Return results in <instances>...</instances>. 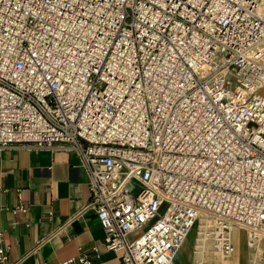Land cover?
I'll list each match as a JSON object with an SVG mask.
<instances>
[{
	"label": "built area",
	"instance_id": "1",
	"mask_svg": "<svg viewBox=\"0 0 264 264\" xmlns=\"http://www.w3.org/2000/svg\"><path fill=\"white\" fill-rule=\"evenodd\" d=\"M263 1L0 0V150L77 153L84 211L120 264H177L201 217L224 256L234 229L253 248L264 240ZM92 250L64 264H94Z\"/></svg>",
	"mask_w": 264,
	"mask_h": 264
},
{
	"label": "crops",
	"instance_id": "2",
	"mask_svg": "<svg viewBox=\"0 0 264 264\" xmlns=\"http://www.w3.org/2000/svg\"><path fill=\"white\" fill-rule=\"evenodd\" d=\"M88 201L89 173L77 153L22 144L1 149L0 227L7 231L8 264H64L81 251L93 254V247L101 255L94 264H120L119 254L104 246L96 214L84 211ZM20 204L26 213H14ZM237 237L240 248L234 259L254 264ZM259 248L264 255V241Z\"/></svg>",
	"mask_w": 264,
	"mask_h": 264
},
{
	"label": "rangeland",
	"instance_id": "3",
	"mask_svg": "<svg viewBox=\"0 0 264 264\" xmlns=\"http://www.w3.org/2000/svg\"><path fill=\"white\" fill-rule=\"evenodd\" d=\"M260 8H261L260 12L264 14V1L262 2ZM260 48H264V42L263 44L260 45ZM201 221H203V223L206 222L209 228L208 233L204 235H200L198 231V224ZM211 232H212V227L209 224V222L203 218L199 219L196 226L192 229L191 233L189 234L186 242L183 244V246L181 247V249L177 254L176 257L177 264H199L198 262H201V264H238V262L234 259L236 258L240 248L238 243L237 242L235 243L234 241V235L236 233L239 236L237 237L238 238L237 241L243 240L244 241L243 244L246 250H249L252 253L254 264L261 263V260L263 259L264 255L263 252L259 250L260 249L259 247L261 246V243L264 240L256 242V245L253 248H250L247 244V238H248L247 231L242 228L234 229L232 232V238L236 251L231 256H224L222 253L217 251L214 244L210 240ZM202 243L204 244V247L207 245L208 248L203 249V247L202 248L198 247V245H202Z\"/></svg>",
	"mask_w": 264,
	"mask_h": 264
},
{
	"label": "bare ground",
	"instance_id": "4",
	"mask_svg": "<svg viewBox=\"0 0 264 264\" xmlns=\"http://www.w3.org/2000/svg\"><path fill=\"white\" fill-rule=\"evenodd\" d=\"M201 218L205 219L204 217H201ZM201 218H200V219H201ZM208 230H209V228H208L206 222L203 223V221H201V222L198 224V231H199V234H200V235H204V234L208 233ZM200 239H201V238H200ZM200 239H199V240H200ZM201 240H202V239H201ZM203 240H204V239H203ZM198 247H200V248L203 247V249L208 248L207 245L204 247V244H203V243H202V245H198ZM200 259H201V258H200ZM202 260H204V259H202ZM198 263L201 264V262H198Z\"/></svg>",
	"mask_w": 264,
	"mask_h": 264
}]
</instances>
